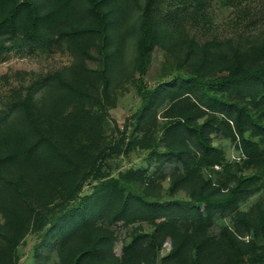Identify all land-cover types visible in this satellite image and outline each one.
Masks as SVG:
<instances>
[{
    "label": "trees",
    "instance_id": "1",
    "mask_svg": "<svg viewBox=\"0 0 264 264\" xmlns=\"http://www.w3.org/2000/svg\"><path fill=\"white\" fill-rule=\"evenodd\" d=\"M213 1L0 0V52L62 40L74 56L15 90L0 112L7 230L0 231V264H17V246L30 230L39 246L56 252L55 264H155L167 243L161 264H264V199L240 208L264 187V40L243 48L189 39L175 49L180 21L204 14ZM157 47L173 49L179 76L195 80L201 95L193 98L177 77L145 87L141 78ZM130 79L140 81L143 98L132 114L137 133L130 138L126 123L109 138L108 109ZM215 135L234 143L237 160H228ZM138 146L151 150L157 173L104 169L107 159ZM89 180L92 192L80 197ZM180 191L185 197L175 198ZM227 216L231 224H217ZM122 227L127 238L117 253Z\"/></svg>",
    "mask_w": 264,
    "mask_h": 264
},
{
    "label": "rangeland",
    "instance_id": "2",
    "mask_svg": "<svg viewBox=\"0 0 264 264\" xmlns=\"http://www.w3.org/2000/svg\"><path fill=\"white\" fill-rule=\"evenodd\" d=\"M229 1V0H228ZM163 11L171 8L164 4ZM204 14H196L191 19H184L177 25L175 31L174 42L177 46L176 50H180L189 39H195L199 45H216L224 43L227 46H241L250 48L263 42L264 40V0H242L241 4L233 5L231 2H220L214 0L210 7L205 10ZM172 48V47H171ZM177 50V51H178ZM173 49L168 50L163 47H157L153 52L148 71L142 76L145 87H156L159 84L173 80L177 77L178 84L189 85L190 89H194L191 95L194 98L196 93L201 95V89H195L196 81L189 79L184 81L179 76L178 70L175 68V58L173 57ZM128 62L133 56V50L128 49ZM74 61L65 41H55L46 48H11L0 52V112L4 113L9 110L4 103L9 99L15 90H25V86L47 73L62 69L70 65ZM89 64L98 67L97 59H89ZM186 73V72H185ZM140 81L128 80L121 83L114 93V104L108 109V125L107 135L109 138L116 136L117 132L113 131L115 126L121 129L124 124H129V137L135 136L134 121L132 114L137 111L143 103L142 95L138 89ZM203 98V100L207 99ZM164 108V107H163ZM161 112L158 114V120L162 121ZM134 131V132H133ZM215 143L224 148L228 160H237L239 153L231 140L222 138L219 135L214 136ZM261 146L264 147V138H258ZM158 144L157 147H161ZM151 150L144 149L141 146L132 148L130 151L122 152L113 159H107L105 163L106 170H110L113 175H117L119 171L126 170L130 167H148L149 174L157 173V160H150ZM174 164L167 161L165 167H171ZM250 168L247 172L254 171ZM168 173V170H166ZM165 187L168 186V180H163ZM95 181L89 180L85 183L81 196L88 195L92 192ZM166 188L164 189V191ZM175 198L185 197L183 191L176 192ZM264 199V187L257 190L247 200L240 203V208L248 209L256 200ZM231 216L224 218L219 217L217 224H231ZM5 218L0 212V231L7 232L5 229ZM148 229L149 225L144 224ZM130 228V227H129ZM128 227H122L119 230V237L116 240L114 249L117 253L121 250L123 240L127 238ZM5 238L0 235V246L5 243ZM40 237L37 232L27 231L21 238L17 250L19 259L17 264H55L57 260L56 252L48 246H39ZM169 252V243L164 245L161 250L157 262L161 264L162 258Z\"/></svg>",
    "mask_w": 264,
    "mask_h": 264
},
{
    "label": "built area",
    "instance_id": "3",
    "mask_svg": "<svg viewBox=\"0 0 264 264\" xmlns=\"http://www.w3.org/2000/svg\"><path fill=\"white\" fill-rule=\"evenodd\" d=\"M215 167H216V168H219V165H216Z\"/></svg>",
    "mask_w": 264,
    "mask_h": 264
}]
</instances>
